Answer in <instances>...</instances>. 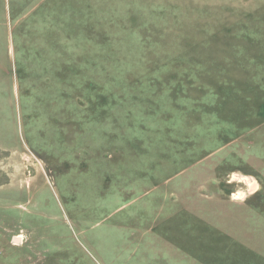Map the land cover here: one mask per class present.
<instances>
[{
    "label": "rangeland",
    "instance_id": "rangeland-1",
    "mask_svg": "<svg viewBox=\"0 0 264 264\" xmlns=\"http://www.w3.org/2000/svg\"><path fill=\"white\" fill-rule=\"evenodd\" d=\"M0 264H264V0H0Z\"/></svg>",
    "mask_w": 264,
    "mask_h": 264
},
{
    "label": "bare ground",
    "instance_id": "bare-ground-1",
    "mask_svg": "<svg viewBox=\"0 0 264 264\" xmlns=\"http://www.w3.org/2000/svg\"><path fill=\"white\" fill-rule=\"evenodd\" d=\"M234 199H240L239 195H234ZM15 239H17V243L21 241V236H17Z\"/></svg>",
    "mask_w": 264,
    "mask_h": 264
},
{
    "label": "water",
    "instance_id": "water-1",
    "mask_svg": "<svg viewBox=\"0 0 264 264\" xmlns=\"http://www.w3.org/2000/svg\"><path fill=\"white\" fill-rule=\"evenodd\" d=\"M15 242H17V239H14Z\"/></svg>",
    "mask_w": 264,
    "mask_h": 264
}]
</instances>
